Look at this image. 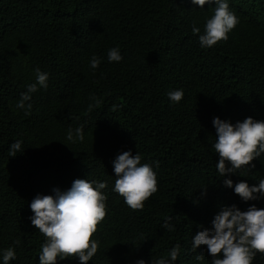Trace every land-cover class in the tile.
<instances>
[{"label":"trees","instance_id":"1","mask_svg":"<svg viewBox=\"0 0 264 264\" xmlns=\"http://www.w3.org/2000/svg\"><path fill=\"white\" fill-rule=\"evenodd\" d=\"M227 3L239 23L227 41L205 48L199 36L215 3L0 0V264L8 248L16 253L8 264H40L47 238L32 224L30 204L54 189L67 191L76 179L107 182L101 190L107 215L92 236L98 251L87 264L160 258L212 264L206 245L192 250L193 237L211 229L224 206L264 208V196L244 201L224 184L227 178L258 184L264 153L254 168L220 177L213 147L215 117L264 120V0ZM115 47L123 59L109 62ZM93 56L100 60L95 69ZM37 68L48 73L47 88L31 93L26 114L16 105L36 83ZM178 89L184 96L173 103L167 93ZM15 141L22 152L10 156ZM129 150L157 174L158 190L142 210L114 191L113 161ZM166 220L172 230L162 227ZM57 264L81 262L69 257ZM252 264H264V254L257 252Z\"/></svg>","mask_w":264,"mask_h":264},{"label":"clouds","instance_id":"2","mask_svg":"<svg viewBox=\"0 0 264 264\" xmlns=\"http://www.w3.org/2000/svg\"><path fill=\"white\" fill-rule=\"evenodd\" d=\"M192 3L201 8L205 4L216 5L213 17L206 22L204 34L199 36L201 46L210 48L219 41H227L228 33L239 23L236 14L230 11L227 0H192ZM192 31L194 34L199 33L200 28L194 24ZM122 59L118 47L108 51L109 62ZM99 64L100 60L93 56L90 67L95 69ZM35 72L36 83L28 85L16 105L19 109H27L26 114H30L32 108L31 103H25L31 100V93L37 91L38 85L47 88L48 73L39 68ZM167 95L173 103H177L183 98L184 91L178 89ZM213 125L217 137L213 147L219 155L217 169L220 177L236 173L242 166L254 168V159L264 153V120L249 116L243 121L232 123L215 117ZM68 139H72L71 134ZM80 139H83L82 135ZM18 152H22V141L10 145V156ZM141 159L139 152L133 155L129 150L119 154L113 161L114 173L118 177L114 191L124 197V202L133 210H142L144 202L158 190L156 172L149 164H141ZM224 184L227 187L234 186V192L244 201L264 196V179L258 184L249 185L246 180L234 184L231 178H227ZM106 187L107 182L76 179L67 191L57 188L54 189L55 195H37L32 200L31 222L47 238L39 256L40 264H57L58 258L63 260L69 257L79 258L81 264L91 260L98 251V241L93 240L92 236L107 215V196L101 191ZM212 224L211 229L198 232L192 241L193 251L201 245L207 246L209 255L214 257L212 264H252L257 252L264 254V208L252 204L243 211L236 205L224 206L215 215ZM162 227L172 230L167 220ZM179 249V244L171 249V261L178 258ZM221 253L223 258H218ZM15 257L14 248L6 249L4 264ZM196 259L202 260L203 255L198 254ZM136 264H146V261L141 259ZM153 264H170V261L160 258Z\"/></svg>","mask_w":264,"mask_h":264}]
</instances>
